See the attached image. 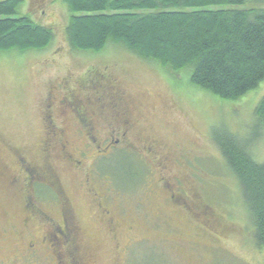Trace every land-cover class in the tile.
Returning <instances> with one entry per match:
<instances>
[{
  "label": "rangeland",
  "instance_id": "1",
  "mask_svg": "<svg viewBox=\"0 0 264 264\" xmlns=\"http://www.w3.org/2000/svg\"><path fill=\"white\" fill-rule=\"evenodd\" d=\"M237 8H264V0H248ZM72 17L65 0H24L16 18L51 31L53 39L42 49L0 52V221L7 230L6 256L15 254L16 242L27 237V215L9 179L21 158L45 162L44 112L50 92L68 102L74 114L78 105L95 122L101 112L111 122L107 97L115 86L131 96L145 119L146 134L162 144L170 160L160 165L147 157L144 145L131 149L129 140L100 159L94 144H86L85 130L69 122L75 158L86 168L78 174L62 163L56 174L90 256L97 264H264L241 187L213 140L222 127L252 137L264 83L239 101H222L193 85L189 69L169 73L122 44L110 42L99 53L75 50L67 35ZM94 135L100 141L116 137L99 128ZM251 151L264 162V129L252 139ZM91 190L114 212L120 226L116 235L98 213ZM172 194H184L190 209L172 204ZM51 202L48 207L59 216L55 198Z\"/></svg>",
  "mask_w": 264,
  "mask_h": 264
},
{
  "label": "trees",
  "instance_id": "2",
  "mask_svg": "<svg viewBox=\"0 0 264 264\" xmlns=\"http://www.w3.org/2000/svg\"><path fill=\"white\" fill-rule=\"evenodd\" d=\"M65 2L73 14L67 35L75 50L99 53L110 42L122 44L167 72L189 69L193 85L227 102L245 98L264 83V8H237L248 0ZM23 3L0 0V52L42 49L53 39L51 31L16 18ZM210 7L227 9L203 10ZM256 117L251 138L222 127L213 140L241 187L255 243L264 250V162L251 151L252 139L264 129V98Z\"/></svg>",
  "mask_w": 264,
  "mask_h": 264
},
{
  "label": "flooded vegetation",
  "instance_id": "3",
  "mask_svg": "<svg viewBox=\"0 0 264 264\" xmlns=\"http://www.w3.org/2000/svg\"><path fill=\"white\" fill-rule=\"evenodd\" d=\"M51 92L44 112L45 162L42 164L21 158L20 161L15 162L17 171L9 179L12 190L22 199L27 215L23 220L27 237L23 236L16 242L15 254L6 256L3 251V242L6 239L7 230L1 226L3 221H0V264H97L86 251V243L80 236L81 227L80 222L77 221V214L56 174V167L62 163L67 165L68 170L78 174H84L86 168L84 162L75 158L73 142L68 136L70 121H76L80 128L85 130L86 144H94L98 149L96 156L100 159L108 158L114 146L129 140L131 149L136 150L133 144L144 145L148 152L147 157L153 158L160 165L170 160V156L164 153L165 148L162 144L146 134L145 119L131 96L120 91L118 87L114 86L111 96L107 97L108 104L112 107L111 122H105L107 115L101 112L104 109H100L99 122L97 120L95 122L90 117L93 116L89 113L90 111L83 107L81 111L78 105L74 114L68 102L60 101L57 96H54L53 91ZM63 109H66V112H62ZM98 128L104 129L107 134L111 131V134L116 137L106 136L100 141L94 135ZM89 149L92 150V148ZM83 154L88 155L85 151ZM105 168L109 169L106 165ZM86 180V183L90 185V174H86ZM91 192L94 193L95 200L98 202V213L109 223L111 233L116 235L120 226L116 223L114 212L105 206L104 200L98 193L94 190ZM53 198L56 200L59 216L55 215V210L48 207ZM169 199L172 204L190 209L184 194L178 198L172 194ZM133 229L130 227V230Z\"/></svg>",
  "mask_w": 264,
  "mask_h": 264
}]
</instances>
